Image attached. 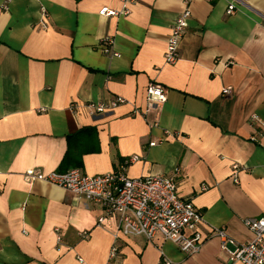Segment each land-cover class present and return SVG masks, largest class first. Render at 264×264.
Segmentation results:
<instances>
[{"label": "crops", "instance_id": "crops-1", "mask_svg": "<svg viewBox=\"0 0 264 264\" xmlns=\"http://www.w3.org/2000/svg\"><path fill=\"white\" fill-rule=\"evenodd\" d=\"M185 1L139 0L125 14L121 0H0V264H109L117 217L98 225L100 205L23 173L103 174L134 155L132 177L180 168L178 193L202 212L204 243L185 254L161 235H120L115 264H229L216 230L254 239L243 220L264 216V0L232 13L230 0H191L171 64L167 42ZM108 39L118 55L103 51ZM150 84L167 89L165 102L148 99ZM119 96L128 102L106 113L88 106ZM86 126L100 149L74 166L67 138Z\"/></svg>", "mask_w": 264, "mask_h": 264}, {"label": "built area", "instance_id": "built-area-1", "mask_svg": "<svg viewBox=\"0 0 264 264\" xmlns=\"http://www.w3.org/2000/svg\"><path fill=\"white\" fill-rule=\"evenodd\" d=\"M121 1L124 7L123 13L126 14L129 12V6L136 4L139 0ZM190 1H185V9L174 19L171 26L165 53L166 61L171 64L176 63L181 57V41L188 30V21L192 14L189 7ZM239 2L244 3V0H230L227 12H234ZM101 13L117 14L115 10H109L108 7H104ZM103 51L118 55L109 39L104 42ZM223 93L231 94L232 88H224ZM167 97V89L163 86L150 84L148 87L150 101L165 102ZM127 102L128 99L119 96L107 101L92 102L88 106L96 115L109 112ZM252 117L257 119L256 115ZM154 144L155 142L151 143V145ZM139 159L138 155L128 157L121 161L115 170L103 174H86L78 167L66 171L49 172L40 168H31L26 170L23 176L27 182L42 180L63 187L84 200L86 205L91 203L100 205L104 214L98 217V225H102L107 217H117L118 227L114 232V243L109 252V264H115L114 261L120 254V245L117 241L120 235L144 236L149 241L161 235L165 240L173 242L185 254L199 252L204 243V236L198 229L203 215L190 199L182 198L178 193L180 168H174L170 174L155 173L132 177L128 174V166ZM233 168L235 181L239 182L236 175L240 169L239 164H234ZM205 189L207 186L203 185L202 190ZM243 221L253 231L254 239L249 242H238L224 227L218 228L216 233L221 241V251L228 255L229 264L238 262L264 264V216H249ZM87 235L86 232L83 233L84 237ZM61 239L62 236L58 235V240ZM160 264H173V262L164 256Z\"/></svg>", "mask_w": 264, "mask_h": 264}, {"label": "trees", "instance_id": "trees-1", "mask_svg": "<svg viewBox=\"0 0 264 264\" xmlns=\"http://www.w3.org/2000/svg\"><path fill=\"white\" fill-rule=\"evenodd\" d=\"M68 150L64 161H73L74 166L82 164L84 153L99 151L98 132L96 127L86 126L68 136Z\"/></svg>", "mask_w": 264, "mask_h": 264}]
</instances>
